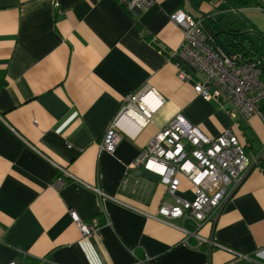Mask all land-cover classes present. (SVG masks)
I'll return each instance as SVG.
<instances>
[{"label": "crops", "instance_id": "0c3cea01", "mask_svg": "<svg viewBox=\"0 0 264 264\" xmlns=\"http://www.w3.org/2000/svg\"><path fill=\"white\" fill-rule=\"evenodd\" d=\"M253 7L153 0L133 15L116 0H0V264H37L43 257L56 264H264L262 169L252 167L213 222L197 230L223 247L198 243L159 219L161 202L172 201L166 185L150 170L128 169L177 113L210 137L233 129L250 155L264 147V99L243 120L232 118L227 101L196 94L195 80L177 75L174 53L183 35L169 18L183 9L247 34L264 53L255 32L264 28L248 12ZM214 41L229 51L223 39ZM144 87L158 92L160 107L139 130L122 131L113 153L102 149L123 99ZM179 179L176 195L193 200L189 180ZM93 188L116 200L101 203ZM72 212L85 222L96 216L95 232L82 236Z\"/></svg>", "mask_w": 264, "mask_h": 264}, {"label": "built area", "instance_id": "2783aa9c", "mask_svg": "<svg viewBox=\"0 0 264 264\" xmlns=\"http://www.w3.org/2000/svg\"><path fill=\"white\" fill-rule=\"evenodd\" d=\"M130 13L147 9L153 0H116ZM57 13L58 3H55ZM264 10V6L262 8ZM169 18L182 31V41L175 51L180 59L178 77L182 80L194 79V91L204 99H221L231 105L232 118L247 120L258 112L259 102L264 99V83L260 75L264 65V53L253 58L243 59L239 52L222 53L215 45L203 24L202 17H194L183 9H176ZM264 38V31L262 33ZM184 62L192 71L181 66ZM195 75V76H194ZM162 98L152 88L144 87L123 99L118 114L108 124L104 132L101 148L113 153L120 141V133L132 134L145 126L153 113L162 104ZM132 112L133 114H130ZM238 127L237 120L234 122ZM264 159V147L250 155L233 129L223 130L216 136H208L196 125L190 123L182 114L177 113L150 140L142 146L128 169L150 170L160 176L166 185L171 202H161L157 214L159 219L181 228L187 237L194 236L198 243L223 247L212 240L197 234V230L206 222H213L225 201L234 193L249 170ZM63 173L67 174L62 168ZM68 175V174H67ZM185 176L193 189L191 201L176 195L179 188V176ZM138 178L135 177L136 184ZM64 183L62 178L56 186ZM100 202L115 197L99 188H93ZM82 236L94 233L99 222L96 216L87 222L71 213ZM178 220V225L175 221ZM185 221L192 228L185 227ZM236 257L246 258L245 254L233 251ZM9 264H19L13 260ZM37 264H56L48 258L39 259Z\"/></svg>", "mask_w": 264, "mask_h": 264}, {"label": "trees", "instance_id": "16d2710c", "mask_svg": "<svg viewBox=\"0 0 264 264\" xmlns=\"http://www.w3.org/2000/svg\"><path fill=\"white\" fill-rule=\"evenodd\" d=\"M227 6L231 8H238L243 6H258L261 9L263 6L260 5V3L257 0H223ZM204 29L205 31L211 35V37L215 40L217 37H220L223 39L225 44L227 45L229 51L228 52H239L243 53L246 56H249L250 58H253L259 54H261L259 51H257V48L252 41L245 33H240L236 30H224L220 27H217L214 23L210 22L209 20H205L204 22ZM257 35H259L261 38L263 31H255ZM264 39V38H263ZM215 42V41H214ZM260 78L262 82L264 83V65L261 69V75Z\"/></svg>", "mask_w": 264, "mask_h": 264}, {"label": "rangeland", "instance_id": "374dc122", "mask_svg": "<svg viewBox=\"0 0 264 264\" xmlns=\"http://www.w3.org/2000/svg\"><path fill=\"white\" fill-rule=\"evenodd\" d=\"M253 8L254 9H258V10L250 9L248 12H250L251 14H254V17H255V19H256L259 27L264 28V10H262V9L259 10V8H257L256 6L253 7ZM243 12H244L243 9L240 8L238 14L240 16H243L244 15ZM233 15L234 14H231V13L229 14V16H233ZM228 23H229V19L228 18H226L225 20H223L224 27L225 26L227 27L228 26ZM262 46H263V43H262Z\"/></svg>", "mask_w": 264, "mask_h": 264}, {"label": "bare ground", "instance_id": "6f19581e", "mask_svg": "<svg viewBox=\"0 0 264 264\" xmlns=\"http://www.w3.org/2000/svg\"><path fill=\"white\" fill-rule=\"evenodd\" d=\"M130 114H133L132 112H130Z\"/></svg>", "mask_w": 264, "mask_h": 264}]
</instances>
